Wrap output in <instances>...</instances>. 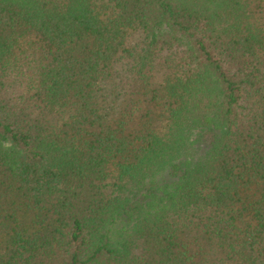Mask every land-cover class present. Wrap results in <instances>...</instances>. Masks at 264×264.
I'll return each instance as SVG.
<instances>
[{
    "label": "trees",
    "instance_id": "16d2710c",
    "mask_svg": "<svg viewBox=\"0 0 264 264\" xmlns=\"http://www.w3.org/2000/svg\"><path fill=\"white\" fill-rule=\"evenodd\" d=\"M0 264H264V0H0Z\"/></svg>",
    "mask_w": 264,
    "mask_h": 264
}]
</instances>
